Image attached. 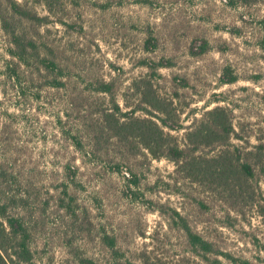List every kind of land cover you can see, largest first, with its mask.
<instances>
[{
    "label": "rangeland",
    "instance_id": "rangeland-1",
    "mask_svg": "<svg viewBox=\"0 0 264 264\" xmlns=\"http://www.w3.org/2000/svg\"><path fill=\"white\" fill-rule=\"evenodd\" d=\"M18 1L44 18L23 26L39 32L65 74L62 87L41 77V98L28 92L18 99L5 80L12 44L0 22V166L12 173L0 179V190L27 198L22 212L36 260L264 264L262 173L249 180L236 173L218 186L178 168L163 149L112 136L100 124L104 112L121 121L151 117L168 135L167 146L191 153L198 143L188 134L222 106L231 135L195 152L248 159L264 140V0ZM160 61L155 69L146 65ZM227 68L235 82L223 81ZM103 80L112 94L96 89ZM155 97L168 126L144 109ZM69 136L81 140L82 150ZM174 210L216 253L204 259L192 251L173 223Z\"/></svg>",
    "mask_w": 264,
    "mask_h": 264
},
{
    "label": "trees",
    "instance_id": "trees-1",
    "mask_svg": "<svg viewBox=\"0 0 264 264\" xmlns=\"http://www.w3.org/2000/svg\"><path fill=\"white\" fill-rule=\"evenodd\" d=\"M43 17L31 12L24 7L18 0H0V22L2 30L8 35L12 46L9 51L13 59L9 60L6 66L5 80L18 99L26 97L31 92L33 97L41 98L42 86L41 77L45 78L44 85L52 88H60L64 85V73L55 58H52L48 50L39 37V32L33 34L23 25L31 23H41ZM264 26V19L262 20ZM150 43V41H148ZM208 49V42L203 44V51ZM151 69L164 65L162 61L146 63ZM223 81L232 83L236 81V76L226 69ZM40 86V87H39ZM99 92L112 94V84L103 80L96 88ZM148 107L144 109L151 116L161 120L163 125L168 126L166 118L158 116L157 112L166 113L163 108V101L158 97L154 101H145ZM119 111V106L115 104ZM15 117L20 114L11 113ZM207 120L188 135L194 138L193 143L197 146L192 147V152L187 153L186 149L178 144L167 146V136L164 129L151 117L137 118L129 117V120L121 121L116 112H104L101 116V128L109 131L112 136L122 139L124 136H135L149 148L159 147L163 149L164 155L175 161L178 168L187 169L191 176L211 179L218 186L224 185L229 178L236 173L245 177L247 180L253 178L257 172L264 175V140L254 145V150H250V157L244 161H230L221 153L217 156L208 157L196 154L204 145L212 146L216 143L222 144L223 139L231 135V124L222 106H216L207 112ZM58 126L64 132L63 120L58 118ZM233 130V129H232ZM72 137L74 145L82 150L81 140ZM96 138H93V141ZM167 149L165 150V147ZM190 148V146L188 147ZM71 167V166H70ZM72 168V167H71ZM71 171V170H70ZM12 173L0 166V179L11 176ZM1 181V180H0ZM199 181V180H198ZM65 193L68 192V185L64 184ZM27 198L16 196L10 193H2L0 190V264H41L34 254L32 243V229L30 219L22 212L27 207ZM173 223L176 227L185 232L186 238L192 251L203 257L216 253L212 241L206 239L189 224L187 219L174 210L171 214ZM104 239H110L108 235ZM79 264H94V260L88 256L80 255ZM232 264H238L236 258H231ZM244 264H249V260H244ZM156 264V263H153Z\"/></svg>",
    "mask_w": 264,
    "mask_h": 264
}]
</instances>
